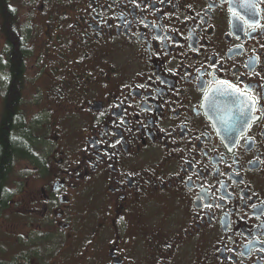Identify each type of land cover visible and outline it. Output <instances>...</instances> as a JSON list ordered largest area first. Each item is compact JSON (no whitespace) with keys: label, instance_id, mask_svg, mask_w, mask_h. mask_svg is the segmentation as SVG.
<instances>
[{"label":"flooded vegetation","instance_id":"flooded-vegetation-1","mask_svg":"<svg viewBox=\"0 0 264 264\" xmlns=\"http://www.w3.org/2000/svg\"><path fill=\"white\" fill-rule=\"evenodd\" d=\"M58 2L29 75L13 21L30 157H10L0 216L35 185L21 258L264 264V0Z\"/></svg>","mask_w":264,"mask_h":264},{"label":"rangeland","instance_id":"rangeland-1","mask_svg":"<svg viewBox=\"0 0 264 264\" xmlns=\"http://www.w3.org/2000/svg\"><path fill=\"white\" fill-rule=\"evenodd\" d=\"M11 8L14 10L17 16V23L26 38V44H28V53L29 49L31 51L34 43L38 40L37 32L39 36L45 35L44 29L48 24L47 16L43 15L42 12L46 13L51 12L50 8L54 3L61 6L62 2L60 0H11ZM42 1H45L43 4V11H38L39 5ZM48 1V2H46ZM42 14V15H41ZM56 17V16H54ZM1 35V33H0ZM2 47V41L0 39V49ZM36 51H33L32 55L34 57L30 58V61L27 62V73L33 69L35 63L33 62L34 58L37 56ZM1 81L4 79L3 74L0 76ZM0 98V106H1ZM1 110V109H0ZM2 111V110H1ZM38 114V113H37ZM20 171L26 172L25 166L22 164L19 166ZM22 181V192L18 196L17 203H14L16 200L11 203L14 204V207H17V212L13 208L7 210L0 216V264H10L11 261L15 264H35V261L31 260L27 262L26 259H31L33 253L27 249L26 256L24 258H19L20 254L25 255V251H22L23 244L26 242L36 241V227L31 224V218L27 216L28 212L27 204L29 203L30 198L34 194L35 185L31 184V187L28 186L26 182ZM21 198V199H19ZM18 216V217H16ZM36 216V215H35ZM33 216V217H35ZM32 217V218H33ZM34 219V218H33ZM32 219V221H33Z\"/></svg>","mask_w":264,"mask_h":264},{"label":"trees","instance_id":"trees-1","mask_svg":"<svg viewBox=\"0 0 264 264\" xmlns=\"http://www.w3.org/2000/svg\"><path fill=\"white\" fill-rule=\"evenodd\" d=\"M8 0H1L0 17L3 23V30L6 34L8 43L9 60L3 66L6 71L5 81L3 80L2 89L5 104L3 115L0 119V211L4 209L3 183L7 177L9 170V160L11 156H16L18 161L29 159V151L27 152V135L20 130L18 121V105L20 96V82L24 71L23 60L26 57V51L23 44V35L19 37L16 28L13 25L15 12L9 7ZM15 132L16 141L13 142L12 136ZM11 133V135H10ZM23 257V253L19 258ZM10 264H15L11 261Z\"/></svg>","mask_w":264,"mask_h":264}]
</instances>
